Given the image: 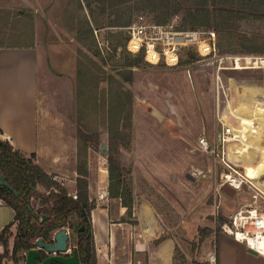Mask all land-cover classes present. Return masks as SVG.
I'll return each mask as SVG.
<instances>
[{
	"label": "rangeland",
	"instance_id": "1",
	"mask_svg": "<svg viewBox=\"0 0 264 264\" xmlns=\"http://www.w3.org/2000/svg\"><path fill=\"white\" fill-rule=\"evenodd\" d=\"M143 5L136 0L127 2L120 7L119 16L111 7L103 11L101 0H0V44L26 43L37 47L42 62L41 86L46 91L49 106L58 114L62 111L64 120L72 122L77 130L78 57L82 56L87 64L90 57L95 58L98 65L105 68L106 72L100 74L98 96L107 93L112 98L113 92L122 90L125 105L120 115L123 119L119 128L111 133L108 128L110 120L105 119L100 108L99 112L98 108L90 112L82 120L83 127L86 123L88 131L95 136L89 149L101 156L100 165H108V169L109 154L116 157L124 168L126 182L134 188L133 195L137 190L143 194L142 200H148L172 216V201L183 204V207L179 206L183 210L181 220L175 223L171 217L168 221L173 228L170 231L178 232L173 247H170L171 256L164 250V257L160 253L158 263L209 264L210 250L198 243L201 231L206 233L212 229L211 235L224 233L222 226L249 204L256 203L264 209V191L257 187L262 184L249 174L251 169L264 168V147L258 145V140L250 143V148L257 146L259 153L255 149L251 154H263L262 160L250 166L242 162L244 149L249 146L248 136H264V125L258 122L246 127L250 117L244 116L245 112H252L249 114L251 118L259 115L257 117L263 119L264 115L255 112L260 104L264 106V65L257 59L264 57L261 53L264 48V5L254 13L259 17L238 18L235 26L229 29L221 28L213 20L196 27L183 25L188 7L185 5L163 24L174 23L181 29L215 30L218 55L229 56L222 63L225 68L219 70L218 61L206 64L194 49H189L182 53L178 65L154 64L143 58L138 65L126 66L125 74L132 70L133 80L116 74L122 83L112 82L113 87L109 90L107 76L116 73L122 62L137 54L126 47V26L140 15L159 23L156 12ZM88 18L93 23L95 18L105 22V26L95 29L98 44L102 47L101 58L94 56L78 38V28H85ZM114 18L122 23L108 25V21ZM115 45L117 49H114ZM235 59H239L240 68ZM95 83L90 81L88 86ZM251 88L257 90L256 95L244 93ZM130 93L131 127L125 118ZM242 104L248 105L249 109L245 111ZM231 127L233 133L229 136L227 128ZM225 135L229 137L227 141L223 140ZM202 138L209 141L208 151L202 146ZM104 142L107 143V153L101 150ZM175 178L180 187L176 192L171 180ZM231 179L242 180V183L237 184ZM6 208L12 211L9 205L0 207V210ZM221 216L226 221L222 222ZM73 218L77 220L76 216ZM12 219L13 216L6 220L10 223ZM17 227L16 222L4 234L9 239V246L0 249L1 264H26L27 251H20L18 259L13 256ZM70 231V246L75 248L73 245L79 235L72 229Z\"/></svg>",
	"mask_w": 264,
	"mask_h": 264
},
{
	"label": "crops",
	"instance_id": "2",
	"mask_svg": "<svg viewBox=\"0 0 264 264\" xmlns=\"http://www.w3.org/2000/svg\"><path fill=\"white\" fill-rule=\"evenodd\" d=\"M41 67V57L34 45L0 44V137L28 156L36 153L37 163L74 196L79 176L78 130L72 122L64 120L62 111L58 114L49 106L41 86ZM100 158L96 151L89 149V196L96 202L91 220L97 264H136L138 260L162 264L163 261L158 263L160 253L163 256L165 250L171 256L170 247L178 237L177 230L170 231L173 228L168 221L171 217L175 223L181 220L183 210L179 206L183 204L172 201V216L142 200L143 194L137 190L131 211L120 198L99 199V193L110 184L108 165H100ZM171 180L176 192L180 188L177 178ZM0 207H8L2 198ZM10 208L12 211L0 210V232L9 224L6 219L15 216L14 208ZM211 234L202 242V247L207 246L210 253L216 252V264H264V252L251 249L225 231ZM71 239L70 231V242Z\"/></svg>",
	"mask_w": 264,
	"mask_h": 264
},
{
	"label": "trees",
	"instance_id": "3",
	"mask_svg": "<svg viewBox=\"0 0 264 264\" xmlns=\"http://www.w3.org/2000/svg\"><path fill=\"white\" fill-rule=\"evenodd\" d=\"M100 1V0H99ZM104 4L103 11L108 7L113 8L112 12L119 14L120 7L132 0H101ZM143 6H149L157 14V20L160 23L168 21L174 13L182 10L187 5L183 25L196 27L198 25H207L211 21H216L221 28L229 29L235 26L238 18H248L254 15L264 5V0H136ZM108 2V3H107ZM107 3V4H106ZM91 8V4L89 3ZM259 10H255V9ZM92 10V9H91ZM85 28L79 27V40L84 42L94 56L102 57V47L99 46L95 29L101 28L105 22L96 18L94 23L88 19L85 22ZM122 23L117 18L109 20L108 25H118ZM96 25V26H95ZM128 36H126L127 40ZM264 44V42H263ZM264 46V45H263ZM114 49H117L115 45ZM252 51V50H250ZM81 53L84 51L81 49ZM264 53V48L262 52ZM128 54H131L130 52ZM88 58V57H87ZM144 58L143 52L130 57L127 62L121 63V68H117L116 73L111 72L107 78L111 89L112 82H121V77H127V80H133V72L129 70L125 74V67L138 65ZM77 103H78V173L77 178V197L69 193L68 189L58 181L54 175L49 174L42 166L37 163L36 153L30 156L23 151L15 148L13 144L0 137V174L13 187L14 190L4 185L0 180V198L15 210V216L12 222L7 224L0 232V242L8 248L9 239L4 235L11 226L17 222V233L13 243V256L19 258V252L30 250L36 246V241L43 238L46 241H53L55 231L69 227L79 236L76 242V248L80 256L81 264H97L95 240L93 234L91 211L96 206L95 200L89 196V167L88 152L94 143L93 134L88 131V125L83 127L82 120L86 119L94 109L101 110L105 119L110 120L109 130L113 131L119 128L120 121L123 119L121 112L124 109V92L103 93L98 96L101 72L105 73V68L98 65L95 58H89V63L84 61L82 56L78 57L77 64ZM90 81H96L92 87L88 86ZM119 83V84H120ZM121 85V84H120ZM111 92V91H110ZM128 114L126 115L128 126H132V94L128 100ZM116 110L117 117H115ZM99 112V111H98ZM116 120V121H114ZM112 137V135H111ZM109 190L111 197L120 198L122 203L132 210L134 203L133 188L130 186L123 174L121 163L109 154ZM47 215L46 218H43ZM74 216L77 220H74ZM221 221H226L223 216ZM85 226L84 230L80 228ZM212 229L204 233L201 231L199 245L211 234ZM8 251V250H7ZM59 264V263H58Z\"/></svg>",
	"mask_w": 264,
	"mask_h": 264
},
{
	"label": "built area",
	"instance_id": "4",
	"mask_svg": "<svg viewBox=\"0 0 264 264\" xmlns=\"http://www.w3.org/2000/svg\"><path fill=\"white\" fill-rule=\"evenodd\" d=\"M126 29L128 32L126 47L128 50L135 53L143 52L144 58L150 63L162 62L171 66L178 65L181 62L182 53L194 49L200 55L201 60L206 61V64L220 62V70L225 68L222 63L229 57L218 55L216 31L212 29H181L176 27L174 23L151 22L144 15H140L127 25ZM239 59H235V61L237 62ZM257 59L264 65V57H257ZM221 86L224 89L222 81ZM229 131L230 128H227V132ZM226 137L225 135L224 141H227L228 138ZM201 143L203 148L208 151L209 141L202 138ZM201 173L202 171L199 172V174ZM74 197H77V194H74ZM109 198V188H105L99 193V199L107 200ZM255 204L252 203L239 209L230 221L222 227L226 233L245 242L251 249L264 252L261 248L254 247L249 240L250 238L264 237V209ZM3 246L1 244V249ZM26 251L28 252V250ZM209 261V264H216L217 254L215 251L210 253ZM136 264H142V261L138 260Z\"/></svg>",
	"mask_w": 264,
	"mask_h": 264
},
{
	"label": "water",
	"instance_id": "5",
	"mask_svg": "<svg viewBox=\"0 0 264 264\" xmlns=\"http://www.w3.org/2000/svg\"><path fill=\"white\" fill-rule=\"evenodd\" d=\"M101 150L107 153V143L102 144ZM191 177V175H188ZM1 182L14 190L13 187L1 176ZM44 215L43 218H46ZM84 225L81 229H84ZM36 247L31 248L26 255V264H81L78 249L70 246V230L69 227H63L57 230L53 235V241L49 242L43 238L36 241ZM72 249V250H71ZM42 250L51 253L45 258H42ZM71 250L70 254L69 251Z\"/></svg>",
	"mask_w": 264,
	"mask_h": 264
},
{
	"label": "bare ground",
	"instance_id": "6",
	"mask_svg": "<svg viewBox=\"0 0 264 264\" xmlns=\"http://www.w3.org/2000/svg\"><path fill=\"white\" fill-rule=\"evenodd\" d=\"M237 67L238 68H240L241 67V64H240V62H239V60H237ZM257 90L256 89H252L251 88V90H249V91H244V93H248V94H253V95H256L257 93H255ZM255 100V99H254ZM259 100V99H258ZM252 102V101H251ZM263 102V101H262ZM258 103V102H257ZM248 104H250V103H248ZM256 105V104H255ZM254 105V106H255ZM238 107H240V106H238ZM238 107H236V108H234V109H237ZM241 107L242 108H244V110L246 111V109H249L248 108V105H245V104H242L241 105ZM252 109H253V107H251ZM230 109L232 110V108H231V106H230ZM264 106L262 105V104H260V106H259V109H256L255 110V112L257 113V114H259V111L261 112V113H263L264 114ZM263 111V112H262ZM248 113V112H247ZM246 112L244 113V116H248V117H250V120L247 122V124H246V127L247 126H252L254 123H258L259 122V124H261V126H262V124L264 125V115H263V119H261L260 117H257V116H259V115H256V116H253L252 118H251V116L249 115L250 113H252V112H250L249 114H247ZM250 121H252V123H250ZM240 122V121H239ZM244 122H246V120L244 121ZM233 123V122H232ZM242 124H243V122H242ZM233 133V129H232V127L230 128V131H229V136L231 135ZM249 135V134H248ZM228 139H229V137H228ZM256 140H258L257 141V143H258V145H259V143L260 144H262V146H261V148L262 147H264V136L262 137H260V136H257L256 138H255V136H254V138H251L250 136H248V140H247V146H248V144H249V146L248 147H246L245 149H244V153H245V159L242 161L243 162V164H245V165H247V166H250L251 164H254V163H258V162H260L261 160H262V155L261 154H259L258 156L257 155H255L256 153H259V150H258V148H257V146H253L252 148H250V143H252V142H256ZM255 149H256V153L255 154H251V150L253 151V152H255ZM263 149V148H262ZM263 152V151H262ZM254 157H256V158H254ZM241 160H242V158H240ZM253 161V162H252ZM256 166V165H255ZM250 176L256 181V182H259L260 184H262V185H259V184H257V183H255L253 180H250L251 182H253L254 184H257V187L259 188V189H261L262 191H264V168H255V169H251V171H250ZM231 176L232 175H229V177L231 178ZM232 180V179H231ZM232 181H234V182H236L237 184L238 183H242V180H232ZM240 235V234H239ZM240 236H242V235H240ZM250 240V243L254 246V247H258V248H261L262 250H264V237H258V238H250L249 239Z\"/></svg>",
	"mask_w": 264,
	"mask_h": 264
},
{
	"label": "flooded vegetation",
	"instance_id": "7",
	"mask_svg": "<svg viewBox=\"0 0 264 264\" xmlns=\"http://www.w3.org/2000/svg\"><path fill=\"white\" fill-rule=\"evenodd\" d=\"M85 228V227H84ZM81 229V228H80ZM81 230H84V229H81ZM37 246V245H36ZM35 246V247H36ZM35 247H33V248H35ZM70 252L71 251H69V253H67V254H70ZM51 253H48V252H46V251H44V250H42V258H45V257H47L48 255H50ZM55 264H58V263H55Z\"/></svg>",
	"mask_w": 264,
	"mask_h": 264
}]
</instances>
